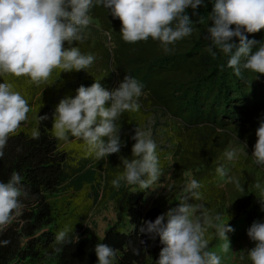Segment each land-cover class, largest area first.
I'll return each instance as SVG.
<instances>
[{
    "label": "trees",
    "instance_id": "obj_1",
    "mask_svg": "<svg viewBox=\"0 0 264 264\" xmlns=\"http://www.w3.org/2000/svg\"><path fill=\"white\" fill-rule=\"evenodd\" d=\"M212 8L210 0L198 7L196 15L189 8L191 35L165 53L152 38L125 42L121 21L97 4L89 13L94 23L83 30L84 42L64 43L65 48L79 47L95 56L87 71L54 69L39 86L28 77L0 72V83H11L30 106L27 121L10 135L0 158V181L7 182L13 171L22 177L23 204L20 214L0 232V241H10L0 245V264H97V243L117 250L114 264H157L163 245L158 237L152 240L140 234L139 227L166 212L162 198L170 208L176 207L188 195L186 188L193 179L201 184V199L190 198L188 203H202L210 217L219 215V222H228L234 231L238 224L250 227L254 221L264 222V165H257L252 156L255 132L264 119V74L241 69L237 77L218 49H213L215 57L206 50ZM246 35L264 43V29ZM125 75L144 87L139 111L125 112L117 121L119 153L98 160L87 154L83 141L55 138L52 118L62 99L74 97L79 86H91L95 80L112 90ZM44 115L48 119L40 121ZM152 119L150 137L157 145L161 170L170 167V175L154 205L144 210L147 189L125 181L116 188L111 182L124 171L121 157L133 158L135 129L145 131ZM33 129L39 131V139L31 137ZM232 141L247 150L243 161L229 162L226 153ZM220 166L228 170L226 177L216 172ZM106 203L112 205L114 222L101 236L94 230L84 233L93 209ZM66 226L72 229L71 243L55 245L61 250L54 251L55 235ZM233 232L227 233L228 239ZM206 239L208 250L214 252L221 240L215 229H208ZM254 246L252 242L244 249L235 264H252L248 250Z\"/></svg>",
    "mask_w": 264,
    "mask_h": 264
},
{
    "label": "clouds",
    "instance_id": "obj_2",
    "mask_svg": "<svg viewBox=\"0 0 264 264\" xmlns=\"http://www.w3.org/2000/svg\"><path fill=\"white\" fill-rule=\"evenodd\" d=\"M210 2L213 4L209 14L211 26L207 28L210 44L206 50L215 57L217 53L213 49H218L228 58L227 67L233 69L237 77L241 76V69L264 74V43L248 39L246 35L264 29V0ZM97 4H102L113 18L121 21L120 34L125 42H146L152 38L169 53L170 45L193 31L187 10L192 9L196 15L205 0H0V72L28 77L39 86L48 81L54 69L87 71L95 62V56L81 52L79 47L65 48L64 43L84 42L83 30L89 25V13ZM200 22H203L202 17ZM256 45L259 47L253 51ZM220 68L223 70L224 65ZM143 87L129 75L112 90L97 80L91 86H79L74 97L62 99L56 107L52 118L53 135L65 142L70 138L83 141L87 154H94L98 160L119 153L122 141L117 121L125 112L139 111ZM29 111L28 101L11 83H0V158L4 156L10 135H15L22 122L27 121ZM39 119L44 121L48 116H39ZM39 135L38 130L31 131L33 139H39ZM255 135L252 156L257 165H264V119ZM132 139L135 141L131 148L133 158L121 157L124 171L111 183L119 188L120 182L125 181L128 185L148 189L161 174L157 145L139 127ZM234 155L232 151L226 153L229 160ZM216 172L221 177L228 175L223 166L217 167ZM21 179L20 174L13 171L7 182L0 181V232L13 222L23 207ZM200 188V182L193 179L186 188L188 195L176 207L169 208L154 221L145 220L139 227L140 234L152 240L158 237L163 245L157 264H221L220 255L208 250L209 228L215 229L216 235L225 241L224 253L231 249L227 233L234 229L228 222H219V215L210 217L202 203H188L190 198L201 199ZM240 190L243 191L242 186ZM71 231L66 226L55 235L54 251L61 250L55 245L71 243ZM247 235L255 242L248 250L252 264H264V222L254 221ZM9 243L0 241L3 246ZM94 250L97 264H114L116 249L97 243Z\"/></svg>",
    "mask_w": 264,
    "mask_h": 264
},
{
    "label": "rangeland",
    "instance_id": "obj_3",
    "mask_svg": "<svg viewBox=\"0 0 264 264\" xmlns=\"http://www.w3.org/2000/svg\"><path fill=\"white\" fill-rule=\"evenodd\" d=\"M90 23L91 21L94 23L93 17L89 14ZM108 37H106L103 41L105 43L108 42ZM152 122L153 119L147 125L145 129V133L150 136L152 131ZM232 151L235 153L234 157L229 160L230 163H233L236 159H241L243 161L247 156V150L244 146L238 141H232L228 148L227 152ZM170 175V167L165 170H161V174L159 178L153 182L149 188L147 189V193L145 195L143 201V209L147 210L154 205L155 200L159 197L160 193L164 190V184L168 181ZM190 178V176L188 175ZM189 182V181H188ZM162 198L160 203L163 205L164 210L167 211L170 208V205L163 201ZM114 222V212L112 205L110 203L97 205L91 215L89 216L85 229L83 232L86 233L89 230L96 231L100 236L103 234L104 229ZM249 227L238 224L236 230L229 236L230 241V250L228 253H224L222 251V247L225 243L223 239L219 240V243L215 246L214 252L220 255L221 264H235L241 256V253L246 249L253 241H251L247 235V230Z\"/></svg>",
    "mask_w": 264,
    "mask_h": 264
}]
</instances>
